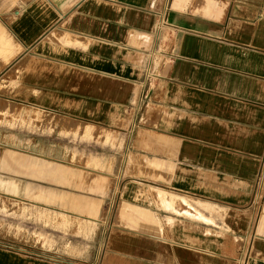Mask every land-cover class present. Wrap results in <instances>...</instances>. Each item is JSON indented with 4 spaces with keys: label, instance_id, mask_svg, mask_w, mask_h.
<instances>
[{
    "label": "crops",
    "instance_id": "crops-1",
    "mask_svg": "<svg viewBox=\"0 0 264 264\" xmlns=\"http://www.w3.org/2000/svg\"><path fill=\"white\" fill-rule=\"evenodd\" d=\"M40 115L109 146L78 166L106 235L94 260L0 264H264V0H0V164L9 122L39 137Z\"/></svg>",
    "mask_w": 264,
    "mask_h": 264
},
{
    "label": "rangeland",
    "instance_id": "rangeland-1",
    "mask_svg": "<svg viewBox=\"0 0 264 264\" xmlns=\"http://www.w3.org/2000/svg\"><path fill=\"white\" fill-rule=\"evenodd\" d=\"M43 117L48 126L41 127L40 136L34 138L30 123L25 122L21 137L15 123L11 127L9 122L8 149L5 150L15 155L8 157L7 165L0 164V246L57 258L94 260L106 230L96 235L92 233L95 222L88 220L85 209L93 207L96 214L97 208L102 206L101 202L87 199L79 190L87 177L95 182V172L80 170L78 166L83 164L95 169L103 153H110L95 152L96 148L108 149L109 146L86 147L69 131L72 123L43 115H40L41 121ZM16 146L24 151L12 150ZM32 148L43 152L32 155L26 151ZM16 156L20 164L22 156L24 163L28 157L33 158V163H39L40 177L36 184H28L27 178L21 180L16 175ZM27 166L25 164V168ZM54 167H60L64 173L54 169V175L49 169ZM104 204L105 210L112 209L111 202Z\"/></svg>",
    "mask_w": 264,
    "mask_h": 264
},
{
    "label": "bare ground",
    "instance_id": "bare-ground-1",
    "mask_svg": "<svg viewBox=\"0 0 264 264\" xmlns=\"http://www.w3.org/2000/svg\"><path fill=\"white\" fill-rule=\"evenodd\" d=\"M10 156H11V155H10ZM10 156L8 155V157H10ZM38 166H39V165H38ZM49 169H50V172H51V173H55V170H54V169H57V172L60 173V174H63V173H64L63 170H62L60 167H59V168H58V167H54V168H52V169H51V168H49ZM44 170H46V169H44ZM47 170H48V169H47ZM48 171H49V170H48ZM54 175H56V173H55Z\"/></svg>",
    "mask_w": 264,
    "mask_h": 264
}]
</instances>
